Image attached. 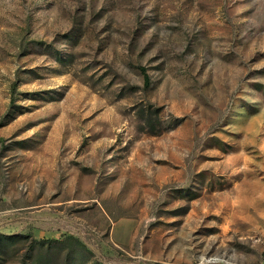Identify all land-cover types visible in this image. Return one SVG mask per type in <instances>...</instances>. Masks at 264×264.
<instances>
[{
	"label": "rangeland",
	"instance_id": "obj_1",
	"mask_svg": "<svg viewBox=\"0 0 264 264\" xmlns=\"http://www.w3.org/2000/svg\"><path fill=\"white\" fill-rule=\"evenodd\" d=\"M0 264H264V0H0Z\"/></svg>",
	"mask_w": 264,
	"mask_h": 264
},
{
	"label": "trees",
	"instance_id": "obj_2",
	"mask_svg": "<svg viewBox=\"0 0 264 264\" xmlns=\"http://www.w3.org/2000/svg\"><path fill=\"white\" fill-rule=\"evenodd\" d=\"M142 69V71H143V68H141ZM144 82H145V84H147V77H146V75L144 74Z\"/></svg>",
	"mask_w": 264,
	"mask_h": 264
}]
</instances>
